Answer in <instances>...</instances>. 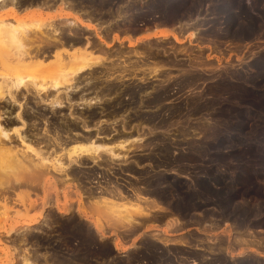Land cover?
Segmentation results:
<instances>
[{
    "label": "rangeland",
    "instance_id": "obj_1",
    "mask_svg": "<svg viewBox=\"0 0 264 264\" xmlns=\"http://www.w3.org/2000/svg\"><path fill=\"white\" fill-rule=\"evenodd\" d=\"M65 1L66 8L70 10L76 11L78 7L81 10L94 11L98 18L96 21L100 20L102 24L118 18L112 28L128 27V32L155 22L161 26L175 25L178 20L184 25L186 22L188 24L181 28V33H178L181 39L179 43L169 36L162 41L149 38L140 39L135 42L136 44H132L133 49L144 48L145 52L149 50L151 56L155 51L160 54L157 56L154 53L156 57L148 54L149 57L137 62L139 67L155 64L162 66L155 76L149 75L143 82L140 81L139 84L144 83L146 86L144 89L150 90L148 93L142 92L141 95L138 93L134 98H130L131 95L126 89L117 95L107 93L102 88L101 91H97L99 87L112 82L106 83L95 79L101 73L92 70L89 73L83 71L79 76V83L82 87L89 79L94 78L95 82L85 85L70 96L77 99L81 91L85 92L84 95L87 97L97 93L105 100L104 105L79 108L82 105L72 103L69 108L62 106L54 108L53 111L29 93L25 96H22V93L17 94L19 109L26 119V134L31 138L34 132L37 136L42 134V138L38 139L48 153L60 150L54 140L64 141L63 144L66 146L71 142L70 137H74L76 133L78 135V132L93 135L99 118L109 120L103 124L104 133H111L112 125L109 123L121 118L120 113L125 115L128 124L141 122L145 125L123 132L139 135L142 142H131L133 149L129 151L130 156L123 161H114L115 168H110L112 163L106 160L94 163L88 158H83L81 165L70 163L65 166V171L72 177L67 178L68 181L63 179L64 175L61 173L52 176L51 182L52 186L53 184L56 186L57 197L49 191L46 204L42 203L44 193L38 184L36 187L17 186L0 192V211L3 207L7 208L5 226H9L14 220L19 222L12 230L14 232L6 235L0 231V249L8 245L5 252L12 257V262L6 261V254L0 250V264H19L21 255L29 253L37 264H44L41 262L45 260L53 264H77L72 260L79 261L80 259L76 258L80 255L82 257L92 255L94 245L99 246L101 251L105 250L103 252L107 255L110 252L124 253L122 256L112 257L117 263L179 264V258L184 254V251L177 249L181 248L179 245L169 244L167 246L169 250L163 249L161 244L158 246V240L146 237V233L138 239L123 234L121 239L125 245L124 249L110 250L109 240L115 235L113 232L106 237L99 235V240L96 239L98 235L91 231L89 219L82 218V214L76 210L80 198L79 204L88 215L91 214L88 218H93L95 214L102 218L101 213H94L95 210L89 207L90 204L87 202L90 196L81 188L83 185L90 187L94 184L91 178L96 175L95 172L102 175L100 179L95 180L103 179L99 183L107 184L109 187L110 184L106 183V180L119 187H121L119 181L124 179L132 188L142 184L143 189L140 187L137 189L142 190L147 198L155 197L157 200L153 199V203L158 201L164 208L170 210L169 216L186 220L180 236L192 234L190 236L195 239H203L205 241L202 240L205 243L203 245L213 244L217 236L226 237L227 229L229 232L227 238L237 231L242 236L246 233L245 237L254 236L261 240L259 253L253 247L230 244L232 246H228L224 253L220 252L219 255L224 264H264V0ZM51 9L49 7L46 12H53L54 9L52 11ZM21 11L19 10V13ZM0 13L5 15L4 7L0 9ZM42 13L44 14L43 9ZM178 26L176 23L174 27ZM78 30L80 29L77 28L76 31ZM118 30V33L124 32L122 29ZM190 30L195 32V36L187 35ZM81 33L88 34L87 31ZM120 44L124 50L131 48L126 46L127 42L124 39ZM120 44L118 42L116 44L115 41L110 47L114 48ZM166 47L170 51L173 49V52L168 53ZM51 50L42 53L40 51L37 54L42 55L44 59L51 58ZM162 50L167 52V57L162 56ZM132 58L136 59L135 56H131L130 59ZM158 58L163 61L161 59L157 61ZM0 67L2 70L1 65ZM131 81L139 82L135 78H130L126 82ZM133 85L130 83V86L135 87ZM111 97L118 100L112 101ZM5 102L1 100L0 104ZM115 102H120L119 106L122 107L117 109L122 110L116 111L114 118L110 115L112 112L110 109ZM16 107V104H13L11 110ZM69 112L73 117H78L77 120L69 117ZM114 127L119 128L118 125ZM69 129L78 131L72 133ZM62 133L65 136H62ZM137 144L139 145L136 146ZM119 161L122 163L117 164ZM0 176V182L3 183L7 181L5 178H10L7 174ZM64 194L68 210L61 214L55 205L64 202ZM54 197L57 201H54ZM30 200L32 202L29 204ZM34 215H37L35 221L22 225L24 219ZM2 217L4 215H0V226L4 220ZM22 226H26L22 229L24 231H20ZM156 226L159 228L162 225ZM111 229L103 228L104 231ZM68 230H76L77 234L68 235L66 232ZM225 237L223 239H226ZM191 241L195 240L191 238ZM184 247L194 250L191 243ZM207 251L205 253L207 257L210 256L213 263L222 264L221 261L215 260V252Z\"/></svg>",
    "mask_w": 264,
    "mask_h": 264
},
{
    "label": "bare ground",
    "instance_id": "obj_2",
    "mask_svg": "<svg viewBox=\"0 0 264 264\" xmlns=\"http://www.w3.org/2000/svg\"><path fill=\"white\" fill-rule=\"evenodd\" d=\"M39 1H22L23 5H21L19 3L20 1L18 0H0V9L4 7L5 10V15L0 13V65L2 66V70H0V102L1 100L6 101L2 105L0 104V174H5V176L7 174V177H9L10 175L11 178H8L9 180L5 178L7 180L6 183L0 182V192L2 193L17 186L36 187L38 184L42 188V191L44 193V196L41 198V200L43 201L42 203H45L48 198L49 191H51V193L53 192L55 196L57 195L55 184H53L52 186V176H55L56 173H61L64 175L63 179L67 180V178H72L67 173V171H65V166L70 163L81 165V161L83 160V158H88L94 163L98 161H100L101 163L106 160L108 163H112V165H110V168H115V166H113L114 161H123L128 158V156H130L129 151L133 149V146H131V142H142V137H140L139 135L136 134V136L130 133L128 134L123 132H128L130 128L138 129V126L145 124L141 122L128 124L127 119L124 118L125 115H122V113H120L121 118L119 117V119L117 120L114 119L109 123L112 125V132L104 133L103 131L105 129V126L103 124L108 123L109 120L99 118L96 124V128L94 129L96 132H94L93 135H85L78 132V135L76 133L74 137L69 136L71 138V142L66 146L63 144V140V142H61V140L59 139V141L53 139L54 143L59 146L58 150H60L55 151V153L53 152L54 154L48 153L47 149H44L42 145H40L41 143L38 139L42 138V134L41 136H37L36 133H33L31 134L32 138L29 137L28 134H26V119H24V117L22 116V110L20 111L19 109L20 103L17 100V94L22 93V96H25L29 93L33 97H36L38 99V102L46 104L51 110L54 111V108H59L64 105L69 107L72 103H77L79 106L82 105V107L79 108L91 107L93 105L101 104L104 105L105 100H102L103 98L101 96H98L97 93L93 96L87 97L84 95L85 92L83 93V91H81L82 93L80 95L78 94L79 96L77 97V99H72L70 96L71 93L80 91V88L85 87V85L94 83L95 79L106 83L112 82L109 84H104L102 87L96 89L97 91L102 88L105 89L107 93L117 95L119 94V92L126 89L131 95L129 96L130 98H134L138 93V95H141L142 92L148 93L150 90L147 91V89H144L146 86L143 85L144 83L139 84L140 81L143 82L148 78L149 75L155 76L162 66H158L157 64L151 65L153 64L151 62V66L148 67H143V65L142 67H139V64L137 66V62H141V60L149 57L151 53L149 54V50L145 52L143 50V47V49H137L140 50L137 51L136 49L132 48V44L140 39L149 38H155V40L157 41H162V39L169 36L172 37L173 41L179 43L181 39L179 38L180 36H178V33H181V28L188 24V22H186V24L184 25L181 20H178L176 22L177 25L179 24V26L177 27L178 30L176 27H174L176 26V23L175 25L172 24L170 26H161L157 25L155 22V24H150L151 26H143L142 30L139 33L134 30H131L132 32H128V27L126 28L123 26L122 28L119 27L118 29H122L121 31L124 32L118 33L119 30L117 29V27L112 28V25L114 23L116 24V20H118V18L107 21L104 24L100 23V20L98 21V23L96 21L98 19L97 17L94 18V21H92L93 17L92 19L87 17L89 16V14L86 16H82L78 11H73L70 10V8H66L67 4L65 3V0L58 1L60 5L57 4L55 7L53 6V9L55 8L53 12H46V10L44 9L43 14L41 6L47 7L48 9L51 4L43 5V2H41L42 0ZM21 9H23V11L24 9L27 10L23 12L21 11ZM19 10L22 13H19ZM79 26H83L85 29L88 28L92 30L95 39H90L87 34H83L84 39L80 41L78 39V36H67L65 33H63L64 29H66L67 34H75L77 33L76 30L77 28L79 29ZM103 30L105 31L103 32ZM187 35H189V37H193L195 36V32L193 30H190L188 31ZM123 39L127 42L126 46H131V51L122 49L120 42ZM115 41L116 44L118 42L120 45L114 48L110 47L111 44ZM95 44L97 46H95ZM50 45L53 48L51 50V58L44 59L42 55L39 56L37 54L40 51V53L46 50L49 51L50 48H48L47 46ZM171 46H169V49ZM94 50L98 51L94 52ZM167 51L168 53H171L173 52V49H171V51L167 49ZM154 53L157 54V51H155ZM153 54L152 56H150L156 57L154 56L155 54ZM159 55L157 54V56ZM166 55L167 52L165 50H162V56H164L165 58L168 56ZM131 56H135L136 59L133 60L132 58L131 60ZM160 59L161 58H158L157 61H160ZM167 60L169 59L167 58ZM161 61L163 60L161 59ZM167 62L169 63V61ZM173 62H170V64H173ZM133 63L135 66L133 65ZM143 63L144 62H142V64ZM96 68L100 69L97 70ZM92 70L98 71L101 74H97L98 76L95 77V79L92 78L85 81V83L81 87L79 83V76L83 71H87L89 73ZM130 78H135L137 81L139 80V82L131 81L127 83L126 81L130 80ZM130 83H133L135 87L130 86ZM110 99H112V101L118 100L112 97ZM139 100L142 99L139 98ZM13 104H16L17 106L15 108V111L11 110ZM103 105L102 108H104ZM119 105L120 102H115L111 106L112 108L110 110L112 112L110 113V115L112 117H114V113L116 111L122 110L117 109V107H122V105ZM68 114L69 117H73L72 115H70V112ZM73 118H76L77 120L78 117L74 116ZM15 121L17 123H13ZM116 125H118L119 128L114 127ZM85 130L90 131L87 129ZM56 135H58V133ZM47 136L48 133L46 137ZM138 145L139 144H137L136 146ZM119 163L122 162L119 161L117 164ZM97 165H99V163H97ZM100 177H102L101 173L100 176L97 175L96 177L92 178L100 179ZM96 182L99 183L100 181L97 180ZM106 183L108 182L106 181ZM106 185L100 184L94 187H85V185H81L82 187L80 186L85 192H87V196H90V198L88 199L89 202H87L88 204H90L89 207L91 206L95 210L94 213H101V219L100 217L96 216V214L93 216V218H88V216H90L91 214L88 215L83 206L79 204L80 198L77 201L79 206H77L76 210L79 214H82L85 219H89L91 225L97 231L98 235L106 236L111 234V232L115 233L112 239V243L114 248L116 249L125 248V245L122 244L123 241L121 239L123 234H128L131 235L132 238L134 237L135 239L137 237L138 239L140 236L146 233V237L150 236V238H155L156 241L158 240V246H160L159 244H162V246L164 247L163 249L169 250L170 248L167 247L169 246V244L179 245L181 248L177 249L184 251V254H182L179 258V264H215L210 259V256L207 257L205 253V251L207 250L211 251L212 253L215 252V260L219 262L221 261L222 263L223 261L221 260V256L219 255V253H224L228 246H232L230 244L243 245V247H253L255 248L254 250H256L258 253L259 251H261L259 249V247L261 246V240L259 241L257 238H254V236H252L251 238L245 237L246 233L244 236H242L240 233H238V231H233L234 234H231V237L227 238V236L229 235V232L227 231L228 229L225 231L226 237L223 236L226 239H223V237L221 236H217L214 239V243H207L208 245H203L205 244L202 242L203 239L196 238V240L193 236H190L192 234L188 236L187 234H183L180 236V231L183 230L182 225L186 220L184 221L181 219V221L176 216H169L168 212H170V210L164 208V206H162V204H160L158 201H155V203H153V199H155V197L153 199L147 198L144 195L143 191L137 189V187L132 188L129 186L130 192H126L117 185L112 184V186L110 185V187ZM92 188L99 189V191H94ZM95 192L98 194L96 195ZM63 198L64 202L60 203L61 205H57V203L55 205L56 210L61 214L67 212L68 210V207L66 206L67 198L65 194ZM20 199H22V197ZM54 201H57V199L55 200V197ZM30 202L32 201L30 200L29 204ZM6 210L7 208L3 207V209L0 211V215H4V217H2L4 218V220H2L3 222L0 226V231L5 232V234L7 235L9 232H14L12 230H14L16 224L19 225V222L14 220V222L16 223L13 222L6 227ZM37 214L39 215L40 212ZM35 216L37 215L24 219L22 221V225H28L31 222L35 221ZM224 223L227 222L224 221ZM156 224H160L162 226L158 228ZM205 225L209 226L210 224ZM231 225L233 227L235 226V224ZM25 227L26 226H22L20 231H24L22 229H24ZM104 227H111L112 229L109 231L105 230V232L103 230ZM151 229L153 230L151 231ZM175 232H179V235L174 234ZM159 234H162L163 236H159ZM174 235L177 236L173 238ZM156 237L158 239H156ZM191 238L195 241H191ZM131 242L133 243L132 240ZM190 243L191 245H193V251L190 248L186 249L184 247L188 246ZM4 245L6 244L4 243ZM135 245H137V243L134 244V246ZM6 247L8 248V245H6L5 248ZM5 248L3 247L0 250H3L4 254H6V261L12 262V257L10 256V254H7L5 252ZM29 254H22L20 260L21 262L19 264H37L32 260ZM41 263L53 264L48 260H45Z\"/></svg>",
    "mask_w": 264,
    "mask_h": 264
},
{
    "label": "flooded vegetation",
    "instance_id": "obj_3",
    "mask_svg": "<svg viewBox=\"0 0 264 264\" xmlns=\"http://www.w3.org/2000/svg\"><path fill=\"white\" fill-rule=\"evenodd\" d=\"M18 1H20L19 3L21 4V5H23V2H22V0H18ZM37 1H39V0H37ZM49 1V2H48ZM45 0V1H41V2H43V5L44 4H51V8L53 9V6L55 7L57 4H59V2L58 1H60V0ZM61 1H64V0H61ZM69 1V0H68ZM40 2V1H39ZM54 4V5H53ZM42 7V9L44 10H46L47 9V7H43V6H41ZM71 8H74L73 6H71ZM75 9V8H74ZM23 10V9H22ZM76 11H78L79 12V14H81L82 16L84 15V16H86V15H88L89 14V16H87V17H89V18H91L92 19V17H93V19H92V21H94L95 19L94 18H96V14H95V12L94 11H90V9H87V11H85V10H81V9H79L78 7H76ZM81 11V12H80ZM83 11H84V13H83ZM92 14V15H91ZM77 27H78V25H77ZM83 26H79V31H77V33H75V34H67V31H66V29H64V31H63V33H65L67 36H78V39L80 40V41H82V39H84L83 38V34L84 35H86V33H81V31H85L86 29V31L88 32V36L90 37V39H95V37H94V35H93V31L92 30H90V29H88V28H82ZM82 28V29H81ZM89 30V31H88ZM92 33H91V32ZM93 36V37H92ZM80 37V38H79ZM60 38V37H59ZM48 48H50V49H53L52 48V46L50 45V46H47ZM46 47V48H47ZM78 94H76V96H77ZM75 96V97H76ZM2 105V104H1ZM65 107H67L66 105H64ZM67 108H69V107H67ZM15 109H13V111H14ZM60 120V119H59ZM68 127H70V126H68ZM67 127V128H68ZM91 128H92V126H90ZM60 128V127H59ZM72 128V127H71ZM53 129V128H52ZM70 130V129H69ZM90 130H93V129H90ZM43 133L45 132V131H43V130H41ZM74 131H78V130H73V129H71L70 130V132H74ZM112 132V131H111ZM35 133V132H34ZM63 134V133H62ZM61 134V135H62ZM64 135V134H63ZM62 135V136H63ZM96 173V175H98V176H100V174L98 173V172H95ZM98 173V174H97ZM96 175H94V176H92L93 178L94 177H96ZM105 176V175H104ZM93 178H91V181L94 183L92 186L94 187V186H97V185H100V183H97L96 181L97 180H95V179H93ZM105 178V180L107 179V177H104ZM98 181H103V179L102 180H98ZM107 181V180H106ZM125 181H127L126 179H124L123 181H119L120 182V186H121V188L123 189V190H125V191H127V192H130L129 190H130V187H129V185H127L126 183H125ZM111 186H112V184L110 183V182H108ZM137 187H140L141 189H143L142 187V184H137L136 185ZM96 188H94V191H99V189H96ZM128 189V190H127ZM82 218H84V217H82ZM90 227H91V231L94 233V234H96V235H98V233H97V231L94 229V227L91 225V222L88 224ZM67 232V234L68 235H75V234H77V232H76V230H68V231H66ZM106 236H108V235H106ZM106 236H101V237H106ZM99 238H100V236L98 235V236H96V239H98L99 240ZM112 239H113V237L109 240L110 242H109V244H110V250H115V248H114V246H113V243H112ZM74 242V241H73ZM162 245V244H161ZM103 251H105V250H103ZM103 251H101V249H100V247L99 246H97V245H94V249H93V253H92V255H88V256H86V257H82V255H80V256H78L79 258H76V259H80L79 261H76V260H72V262H76L77 264H79V263H82V264H84V263H86V264H124V263H121V262H116L115 260H112V257L113 256H122V255H124V253H118V254H114V253H112V252H110L108 255H107V253L106 252H103Z\"/></svg>",
    "mask_w": 264,
    "mask_h": 264
},
{
    "label": "crops",
    "instance_id": "obj_4",
    "mask_svg": "<svg viewBox=\"0 0 264 264\" xmlns=\"http://www.w3.org/2000/svg\"><path fill=\"white\" fill-rule=\"evenodd\" d=\"M54 9H55V8H54ZM141 30H142V28H141V29H138V30H135V31L139 33Z\"/></svg>",
    "mask_w": 264,
    "mask_h": 264
}]
</instances>
